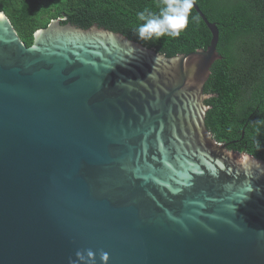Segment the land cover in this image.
I'll list each match as a JSON object with an SVG mask.
<instances>
[{"label":"water","instance_id":"water-1","mask_svg":"<svg viewBox=\"0 0 264 264\" xmlns=\"http://www.w3.org/2000/svg\"><path fill=\"white\" fill-rule=\"evenodd\" d=\"M193 8L211 43L174 57L61 19L28 47L0 10V264H264V161L206 126Z\"/></svg>","mask_w":264,"mask_h":264},{"label":"trees","instance_id":"trees-1","mask_svg":"<svg viewBox=\"0 0 264 264\" xmlns=\"http://www.w3.org/2000/svg\"><path fill=\"white\" fill-rule=\"evenodd\" d=\"M159 0H0V10L12 22L26 46L38 30L54 19L88 29L97 24L167 57L207 49L211 33L196 10L178 38L140 41L136 13L157 11ZM206 18L218 26L221 60L211 68L204 86L210 98L206 126L229 150L264 161V0H195ZM198 16L197 21L192 17ZM244 133V136H243ZM259 142V144L257 143ZM259 146V149L257 150Z\"/></svg>","mask_w":264,"mask_h":264},{"label":"clouds","instance_id":"clouds-1","mask_svg":"<svg viewBox=\"0 0 264 264\" xmlns=\"http://www.w3.org/2000/svg\"><path fill=\"white\" fill-rule=\"evenodd\" d=\"M194 4L195 0H159L157 11L145 8L136 13L137 19L141 23L134 28V34L140 41L144 42L159 40L161 37L178 38L181 32L188 27L189 16ZM192 19L197 21L199 17L193 16ZM257 143L259 144V142ZM244 159L247 160V157ZM94 255L90 250L77 253V256L86 259ZM100 259L106 264L108 254L102 252Z\"/></svg>","mask_w":264,"mask_h":264}]
</instances>
